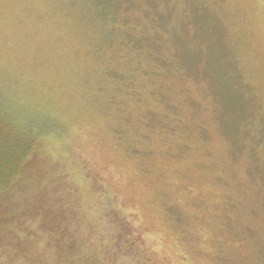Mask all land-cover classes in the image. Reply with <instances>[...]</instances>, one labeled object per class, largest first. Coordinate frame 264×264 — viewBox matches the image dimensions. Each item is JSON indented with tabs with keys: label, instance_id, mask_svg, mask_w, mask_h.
Instances as JSON below:
<instances>
[{
	"label": "rangeland",
	"instance_id": "obj_1",
	"mask_svg": "<svg viewBox=\"0 0 264 264\" xmlns=\"http://www.w3.org/2000/svg\"><path fill=\"white\" fill-rule=\"evenodd\" d=\"M0 121L40 134L0 264H100L58 207L110 264H264V0H0Z\"/></svg>",
	"mask_w": 264,
	"mask_h": 264
},
{
	"label": "trees",
	"instance_id": "obj_2",
	"mask_svg": "<svg viewBox=\"0 0 264 264\" xmlns=\"http://www.w3.org/2000/svg\"><path fill=\"white\" fill-rule=\"evenodd\" d=\"M32 130L33 132L28 130V133H24L19 127L0 121V247H3V249H8V241L12 237L6 229L13 224L14 220L24 219L29 216L26 211L17 216V213L13 211L12 206L15 205L12 202L15 197L20 196L22 189L27 186L28 178L31 175L33 176V172H35L33 167L36 161L35 149L40 134L35 129ZM13 138L21 141L18 142L16 140L17 142L15 141V143L12 140ZM54 213L59 214L61 225L58 230L62 231L60 237H54V241L61 249L66 251V253L61 251L62 255L70 254L72 249L75 248L74 246H77V248H82V251L85 248L86 254L82 253V255H86V258L90 261H98L100 264H110L105 256L101 257L93 253L94 251L90 249L89 242H78L75 235L69 232L67 229L68 222L72 217H67V211L63 207H58ZM17 223L19 224L17 228L24 233L36 231L33 225H31L32 228H29L26 221H18ZM43 227L42 224L41 227L39 226L42 229ZM58 230L53 229L52 232L58 233ZM85 232V227L81 226L80 233L85 234ZM122 248L121 243H117V247L115 248L111 247L110 252H120L112 257L116 264H141L139 257L130 256L129 253L123 254ZM81 257L83 259V256Z\"/></svg>",
	"mask_w": 264,
	"mask_h": 264
}]
</instances>
